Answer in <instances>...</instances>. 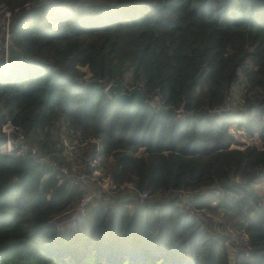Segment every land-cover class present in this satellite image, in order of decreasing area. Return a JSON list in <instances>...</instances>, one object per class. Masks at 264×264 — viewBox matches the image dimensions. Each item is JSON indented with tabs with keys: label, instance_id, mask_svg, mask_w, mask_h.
Wrapping results in <instances>:
<instances>
[{
	"label": "trees",
	"instance_id": "16d2710c",
	"mask_svg": "<svg viewBox=\"0 0 264 264\" xmlns=\"http://www.w3.org/2000/svg\"><path fill=\"white\" fill-rule=\"evenodd\" d=\"M2 6L19 11L8 69L0 61V127L12 119L46 151L64 134L99 139L102 149H87L112 157L119 186L154 195L90 203L74 227H60L54 215L82 190L3 152L0 133V264H233L230 228L250 241L234 264H264V0ZM110 82L142 87L150 104L108 95ZM233 126L261 142L234 146Z\"/></svg>",
	"mask_w": 264,
	"mask_h": 264
},
{
	"label": "built area",
	"instance_id": "2783aa9c",
	"mask_svg": "<svg viewBox=\"0 0 264 264\" xmlns=\"http://www.w3.org/2000/svg\"><path fill=\"white\" fill-rule=\"evenodd\" d=\"M30 3L31 1H27L25 5H29ZM0 11L5 15L3 23L0 24V61L3 62L5 68L8 69L9 48L11 45V24L15 12L19 11V8H16L13 11L6 6H2ZM111 83L113 82L108 84ZM125 88L131 90L135 87L125 86ZM227 107L229 106L227 105ZM224 108L225 106L222 109ZM0 133L4 137L1 146L3 152L19 153L28 156L38 163L40 167L56 170L62 178L70 179L78 184L79 188L82 190V197L80 199V202H82L79 216L73 217L75 223L76 220L85 213V210L90 203L102 204L109 207L113 202H117L119 198L118 192L120 190L124 188L135 189L134 183L129 180L124 181L119 186V184L113 179L112 175L106 173L103 166H100L95 162V157H92V155L89 157L86 156V149L90 146V141L95 142L97 150L102 149L103 146L99 139H80L78 137H71L64 134L60 146L57 149L46 151L41 145L30 142L27 139L22 126L10 118L6 119L1 124ZM152 195H154V193H152L149 188H144L137 190L136 199L139 203H144L148 198L152 197ZM193 195V192L183 189L181 190V196L184 200L191 199ZM181 208L184 209L185 206H182ZM197 211H203L210 216H214L205 208H197ZM225 224L227 225L228 223ZM229 231L232 235L231 254H234L236 250L237 252L248 254L250 249L248 235L232 228H230Z\"/></svg>",
	"mask_w": 264,
	"mask_h": 264
},
{
	"label": "rangeland",
	"instance_id": "374dc122",
	"mask_svg": "<svg viewBox=\"0 0 264 264\" xmlns=\"http://www.w3.org/2000/svg\"><path fill=\"white\" fill-rule=\"evenodd\" d=\"M4 18H5V15H3V12H1L0 11V24L1 23H3V21H4ZM239 98H241V93H240V91H236L235 92V97H234V99H236V100H239ZM240 105V104H239ZM232 130H234L235 131V133H236V136H237V139H238V142H236V143H233L234 144V146H244V145H247V144H249L250 142H253V141H257L258 143H260L261 141H259L256 137H251L248 133H246V131L245 130H242V129H238L236 126H233V128H232ZM64 134V133H63ZM264 144V143H263ZM86 156H91L92 155V157H96V163L98 164V165H100V166H103L104 167V171L106 170V172H108L109 171V166H110V163H111V161H112V157H107V156H105V155H101V156H98V155H96V156H94L95 154L91 151V150H89V149H87L86 150ZM84 158V157H83ZM85 159V158H84ZM109 173V172H108ZM61 176V175H60ZM258 185H260V187H264V181H261V182H259V184ZM262 192H264V189L262 190ZM118 200H119V198H118ZM82 202V201H81ZM81 202L79 201L73 208H71L70 210H68V211H65L64 213H62V214H60V215H54V217H53V220H55V219H57L58 217H62V216H65V215H67V214H73V213H75L74 214V216L73 217H77V216H79V210H80V208H81ZM214 217H216V218H218L216 215H214ZM213 222V221H212ZM215 225V227L218 229V230H223L224 228H226V227H219V226H217L216 224H214ZM75 226V221H74V219L72 218V222H71V226H68V227H74ZM60 227H63V226H60ZM67 227V226H66ZM226 230H228L227 228H226ZM229 233V232H228ZM235 253H237V250L235 251ZM235 253L234 254H231V257H232V263L234 264L235 263V261L233 262V258L235 257Z\"/></svg>",
	"mask_w": 264,
	"mask_h": 264
},
{
	"label": "water",
	"instance_id": "95a60500",
	"mask_svg": "<svg viewBox=\"0 0 264 264\" xmlns=\"http://www.w3.org/2000/svg\"><path fill=\"white\" fill-rule=\"evenodd\" d=\"M108 95H116L117 99L125 100L128 103H134L137 100H140L143 104H150V100L147 98L142 87H135L131 90L125 88V84L122 82H113L107 84L105 88Z\"/></svg>",
	"mask_w": 264,
	"mask_h": 264
},
{
	"label": "crops",
	"instance_id": "0c3cea01",
	"mask_svg": "<svg viewBox=\"0 0 264 264\" xmlns=\"http://www.w3.org/2000/svg\"><path fill=\"white\" fill-rule=\"evenodd\" d=\"M106 172V171H105ZM108 173V172H106ZM130 181V180H129ZM131 193V194H130ZM122 195H120V193L118 194L119 195V200H127V199H130V197H136V194H137V190L134 192L133 189H128V188H124L123 189V192L121 193ZM121 197V198H120ZM134 199V198H133ZM135 200V199H134ZM112 207L115 206V202H113V204L111 205ZM54 222H56L58 225L59 223L54 220ZM69 221L68 220H65L63 221V223H61V225L59 226H63V227H66V226H71V224L68 223Z\"/></svg>",
	"mask_w": 264,
	"mask_h": 264
},
{
	"label": "bare ground",
	"instance_id": "6f19581e",
	"mask_svg": "<svg viewBox=\"0 0 264 264\" xmlns=\"http://www.w3.org/2000/svg\"><path fill=\"white\" fill-rule=\"evenodd\" d=\"M73 215H74V213L73 214H67V215L62 216V217H58L56 219V221L59 223V225H61V223H63V221L68 220L69 221L68 223L71 224Z\"/></svg>",
	"mask_w": 264,
	"mask_h": 264
}]
</instances>
